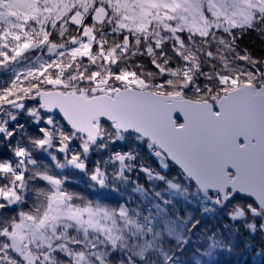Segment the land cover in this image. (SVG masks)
<instances>
[{
	"label": "snow or ice",
	"instance_id": "1",
	"mask_svg": "<svg viewBox=\"0 0 264 264\" xmlns=\"http://www.w3.org/2000/svg\"><path fill=\"white\" fill-rule=\"evenodd\" d=\"M257 236L264 0H0V264H216Z\"/></svg>",
	"mask_w": 264,
	"mask_h": 264
},
{
	"label": "trees",
	"instance_id": "2",
	"mask_svg": "<svg viewBox=\"0 0 264 264\" xmlns=\"http://www.w3.org/2000/svg\"><path fill=\"white\" fill-rule=\"evenodd\" d=\"M243 46H246L253 50L254 54H261L260 41L256 40L254 36L249 35L240 41ZM141 182H144L143 176ZM129 186L128 191H130ZM116 196H110V199H116ZM191 211L194 215L199 216L201 209L193 205ZM210 218L205 217V222H208ZM253 246L249 249H245L242 242H238L231 252H222L215 257L216 264H264V255H257L262 242L259 236L254 238Z\"/></svg>",
	"mask_w": 264,
	"mask_h": 264
}]
</instances>
